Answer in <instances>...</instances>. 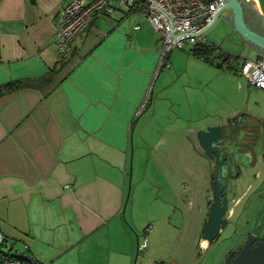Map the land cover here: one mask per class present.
I'll return each mask as SVG.
<instances>
[{"label": "crops", "instance_id": "1", "mask_svg": "<svg viewBox=\"0 0 264 264\" xmlns=\"http://www.w3.org/2000/svg\"><path fill=\"white\" fill-rule=\"evenodd\" d=\"M68 1L0 0V229L14 250L47 264H138V251L145 260L159 249L152 222L168 214L153 194L156 178L145 168L142 179L137 176L139 190L129 192L126 171L130 130L151 105V82L163 67L158 34L139 8L120 9L92 17L60 53L55 33ZM238 3L244 26L264 37V0ZM224 18L226 34L236 35L242 50L254 59L264 55L234 30L231 9L221 12ZM218 49L231 56L216 58L221 68L213 65L237 71L231 61L238 53ZM9 82L17 83L2 89ZM192 125L174 134L183 158L187 151L198 155L200 126Z\"/></svg>", "mask_w": 264, "mask_h": 264}, {"label": "rangeland", "instance_id": "2", "mask_svg": "<svg viewBox=\"0 0 264 264\" xmlns=\"http://www.w3.org/2000/svg\"><path fill=\"white\" fill-rule=\"evenodd\" d=\"M221 19L204 32V37L206 42L238 53L239 59L231 61V65L238 70L223 71L192 56L189 51L192 45L184 42L182 47L171 50L167 59L169 64L163 65L155 74L149 97L151 105L135 118L130 130V153L126 167L129 192L131 187L138 186L137 176L141 180L146 168V176L156 178L151 179L153 194L158 196L157 200L168 213L166 217L152 222L157 235L154 241L159 249L151 252V259H139V264H150L155 259L157 262L154 264H221L226 252L235 245L227 226L203 246L205 241L201 242V230L207 213L208 163L200 155V147L195 145L194 149V142L191 147L198 155L191 157L187 151L184 158L180 156L177 152L181 150L180 139L175 140L182 134L181 129L185 127L182 125L189 121L192 126H203L235 108L264 113V91L250 85L239 71L243 57L255 60V56L246 49V52L242 50L236 35L226 34L228 25H224ZM207 113L211 116L208 117ZM174 134L177 136L174 137ZM175 168L181 175L180 180L174 174ZM195 169L199 172L196 173ZM181 182L187 185L182 192L178 191ZM136 190L139 188L136 187ZM188 197H191L192 204ZM144 225L138 231L142 248L145 241L147 244Z\"/></svg>", "mask_w": 264, "mask_h": 264}, {"label": "built area", "instance_id": "3", "mask_svg": "<svg viewBox=\"0 0 264 264\" xmlns=\"http://www.w3.org/2000/svg\"><path fill=\"white\" fill-rule=\"evenodd\" d=\"M225 2L226 0H69L59 16L55 42L58 51L65 53L92 17L108 16L120 9L139 8L152 30L158 34L159 68L166 63L169 52L175 47H182L184 42L191 45L206 43L204 32ZM134 28H139V25ZM212 57L213 54H210L209 58ZM240 72L250 85L264 91V55L255 60L244 59ZM143 107L144 104L137 114ZM10 249L11 242L0 229V264H47L32 255H10ZM136 257L143 259L139 251Z\"/></svg>", "mask_w": 264, "mask_h": 264}, {"label": "flooded vegetation", "instance_id": "4", "mask_svg": "<svg viewBox=\"0 0 264 264\" xmlns=\"http://www.w3.org/2000/svg\"><path fill=\"white\" fill-rule=\"evenodd\" d=\"M232 117L234 118L232 119ZM223 118H228V122ZM243 122L246 123L242 125ZM211 124H220L222 126L221 144L225 154H229L231 151L237 164L243 157H245L244 159L248 164H255L250 169H247L248 171L246 172V169L241 164L235 167L231 160L226 175L224 189L227 207L224 216L227 217V222L217 235L229 226L231 231L229 233L233 240H235V245L229 248V250L232 251V254H235L249 236L252 237L251 246L255 245L258 240H261V233L252 232L251 227L261 204V199L257 197L258 183L264 178V160H261L260 156L261 154L264 155V144L262 137L259 136L264 131V113L235 108L229 114ZM196 145L199 146L197 141ZM200 149V155L208 163L209 168L206 195L207 213L205 222L203 223L204 228L214 196V169L216 163L213 155L209 157L201 147ZM247 156H251V159ZM262 214L263 212L259 213L255 228L258 226Z\"/></svg>", "mask_w": 264, "mask_h": 264}, {"label": "water", "instance_id": "5", "mask_svg": "<svg viewBox=\"0 0 264 264\" xmlns=\"http://www.w3.org/2000/svg\"><path fill=\"white\" fill-rule=\"evenodd\" d=\"M224 9L232 10V26L234 30L243 39L264 50V37L250 31L244 26L238 0H226L225 5L217 11L212 24L207 28V30L216 23ZM223 21L226 24H229L227 19L224 18ZM260 54L263 56L262 52ZM233 118L234 117H232V119ZM223 119L228 122V118ZM245 123L243 122L242 125ZM259 136L262 137L264 144V131ZM195 137L198 145L204 150L205 154L209 157H212V155L215 157L216 163L214 169V196L210 206L207 222L202 231V239L210 242L217 236L220 229H222L227 222V217L224 216L227 207L224 186L226 183V175L228 172L229 163L232 160L235 167L238 164H241L246 169V172L248 171L247 169H250L255 164H248L244 159L245 157H243V159L237 164L234 160V154L231 151L229 154H225V152L222 150V126L220 124L210 123L200 126L195 132ZM260 156L261 160H264V155L261 154ZM247 157L251 159V156ZM257 191V197L261 199V204L256 212L251 231L255 233L260 232L261 240H258L255 245L251 246L252 237L249 236L243 246L240 247L235 254H232V251L228 250L221 264H264V178L259 181ZM260 212H263V214L258 226L255 228V224Z\"/></svg>", "mask_w": 264, "mask_h": 264}, {"label": "trees", "instance_id": "6", "mask_svg": "<svg viewBox=\"0 0 264 264\" xmlns=\"http://www.w3.org/2000/svg\"><path fill=\"white\" fill-rule=\"evenodd\" d=\"M190 53L201 58L204 61H207V63L210 64H214L217 67L221 68V62L215 61V58H221L222 62H225L227 60L230 59V54L228 52H224L220 49H218V47H216L214 44L206 42V43H196L194 45L191 46L190 48ZM213 54L212 59L209 58V55ZM45 81V79H41V83H43ZM17 82H9L6 83L2 86V89H9L12 88L13 85H15ZM1 89V88H0ZM149 228V227H148ZM6 236V235H5ZM10 255H31L30 253H26L23 251H18V250H9Z\"/></svg>", "mask_w": 264, "mask_h": 264}]
</instances>
